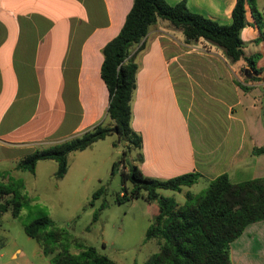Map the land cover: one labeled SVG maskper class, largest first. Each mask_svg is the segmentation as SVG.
I'll return each instance as SVG.
<instances>
[{
  "label": "crops",
  "instance_id": "crops-1",
  "mask_svg": "<svg viewBox=\"0 0 264 264\" xmlns=\"http://www.w3.org/2000/svg\"><path fill=\"white\" fill-rule=\"evenodd\" d=\"M235 1L186 4L227 24ZM255 3L264 16V0ZM131 5L132 0H0V162L15 165L38 145L108 120L102 47ZM178 32L159 18L136 53L130 124L141 135L142 159L133 160L135 154L132 161L156 177L198 171L196 182L182 186L185 192L223 172L233 182L264 176V38L249 5L241 37L245 54H258L257 73L244 59L231 61L220 47L186 41ZM37 250L43 253L40 245ZM230 257L232 264H264V219L248 223L231 241Z\"/></svg>",
  "mask_w": 264,
  "mask_h": 264
},
{
  "label": "trees",
  "instance_id": "trees-1",
  "mask_svg": "<svg viewBox=\"0 0 264 264\" xmlns=\"http://www.w3.org/2000/svg\"><path fill=\"white\" fill-rule=\"evenodd\" d=\"M247 4L261 29L259 38H264V16L255 0H236L232 20L227 24L191 10L186 0L174 3L167 0H132L119 31L102 47L100 75L108 89V120H99L77 134L23 154L15 161V167L33 173L37 161L54 159L57 162L54 176L60 179L68 169L69 153L82 150L114 132L111 130L113 126L117 128L118 139L126 142L121 156L124 157L126 151L137 149L133 160H141V135L130 124L131 96L138 68L135 56L144 47L141 41L149 26L159 18L166 19L171 26L181 30L186 41H208L220 47L231 61L244 59L257 73L259 68L255 66V59L258 54L246 55L241 37V29L246 24ZM135 45L138 48L133 52ZM116 144L114 141L113 145ZM118 164L113 161L112 171ZM124 168L121 169V178L125 189L118 199L142 195L158 205V211L146 229V236L158 237L159 249L142 264H232L231 241L242 233L248 223L264 219V176L233 182L223 172L210 179L200 192L186 190L185 198L180 202L174 196L163 194L159 188L181 190L183 185L197 181L200 176L198 171L165 178L150 176L144 174L132 159H128ZM126 179L132 183L129 188L124 184ZM23 188L22 179L15 180L14 185L0 184V218L8 209L14 216L18 215L22 206L29 203ZM24 229L38 241L50 264H119L100 253L95 246L85 245L78 239L74 241L80 247L78 252L58 245L60 238L68 237H61L64 235L62 229H57L47 214L32 218L24 224Z\"/></svg>",
  "mask_w": 264,
  "mask_h": 264
},
{
  "label": "rangeland",
  "instance_id": "rangeland-1",
  "mask_svg": "<svg viewBox=\"0 0 264 264\" xmlns=\"http://www.w3.org/2000/svg\"><path fill=\"white\" fill-rule=\"evenodd\" d=\"M172 28L176 33L181 31ZM207 120L203 119L202 123ZM190 124L197 137L196 121L191 120ZM114 141L116 145H113ZM125 148L124 140H119L115 132L109 133L82 150L70 152L68 169L60 179L54 176L57 166L54 159L37 161L33 173L17 169L14 163L0 162V184L14 185L15 180L22 179V191L29 201L16 216L10 209L1 215L0 264H31V261L50 264L48 256L37 250L38 241L24 229L26 222L42 214H47L53 225L62 229L64 235L61 237L67 235L68 238H60L57 243L71 252L80 250L76 239L85 245L95 246L100 253L119 264H142L152 252L157 251L159 238L146 236L157 203H151L154 201H148L142 195L118 199L125 189L121 169L131 159L130 156L136 154L131 149L122 157ZM113 161L119 163L114 171L111 169ZM124 184L127 188L132 185L129 179ZM206 185L200 180L190 187V191L200 192ZM159 189L180 202L185 198L184 190ZM96 190L99 191L94 194ZM16 247L21 250L12 256Z\"/></svg>",
  "mask_w": 264,
  "mask_h": 264
},
{
  "label": "water",
  "instance_id": "water-1",
  "mask_svg": "<svg viewBox=\"0 0 264 264\" xmlns=\"http://www.w3.org/2000/svg\"><path fill=\"white\" fill-rule=\"evenodd\" d=\"M111 130L114 131V132H116V131H117L116 126H113V127L111 128Z\"/></svg>",
  "mask_w": 264,
  "mask_h": 264
}]
</instances>
